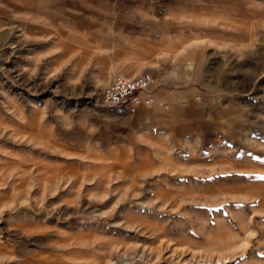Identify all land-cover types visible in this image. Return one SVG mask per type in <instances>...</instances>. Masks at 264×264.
<instances>
[{"label":"rangeland","instance_id":"1","mask_svg":"<svg viewBox=\"0 0 264 264\" xmlns=\"http://www.w3.org/2000/svg\"><path fill=\"white\" fill-rule=\"evenodd\" d=\"M147 42L205 94L150 142L99 104ZM0 264H264V0H0Z\"/></svg>","mask_w":264,"mask_h":264},{"label":"crops","instance_id":"2","mask_svg":"<svg viewBox=\"0 0 264 264\" xmlns=\"http://www.w3.org/2000/svg\"><path fill=\"white\" fill-rule=\"evenodd\" d=\"M171 46L172 48L166 47V44L157 42L141 43L139 46L133 44L132 49L139 53L141 61L152 62L153 67L150 68L152 71V80L149 91L138 93L141 103L136 105L133 111H129L130 105L126 103L113 107L112 111L108 113L110 118L119 117L125 122L137 124L138 127L147 131L144 134L142 133L141 136L146 138L148 142L155 139L154 135L148 131L156 129L158 127L157 124L163 126L164 129H170L172 113L175 112L173 111L174 105H180L182 103L185 105L188 103V99H193L195 96H205L200 90L198 91L196 89L192 81H189V83L188 81H182L185 87L182 89L177 87L176 83H180L181 79L177 74L175 65L180 64L179 55L181 49L178 46L174 48L173 45ZM216 92L218 93H211L208 97L222 98L225 95L223 90ZM179 112L177 111L176 114L179 115ZM183 113L185 117L181 118L187 121L188 114L184 109ZM209 115L210 111L196 112L193 116L194 121L196 122L198 120L202 122Z\"/></svg>","mask_w":264,"mask_h":264},{"label":"built area","instance_id":"3","mask_svg":"<svg viewBox=\"0 0 264 264\" xmlns=\"http://www.w3.org/2000/svg\"><path fill=\"white\" fill-rule=\"evenodd\" d=\"M151 77L149 74H139L131 78L123 75L115 76L103 89L99 98V104L106 108L129 103V111L141 103L138 93L149 91Z\"/></svg>","mask_w":264,"mask_h":264}]
</instances>
